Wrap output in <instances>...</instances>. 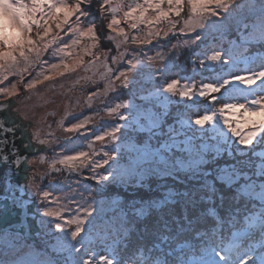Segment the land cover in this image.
I'll list each match as a JSON object with an SVG mask.
<instances>
[{"label": "rangeland", "instance_id": "1", "mask_svg": "<svg viewBox=\"0 0 264 264\" xmlns=\"http://www.w3.org/2000/svg\"><path fill=\"white\" fill-rule=\"evenodd\" d=\"M138 2L142 0H110L103 9L102 0L82 4L86 15L80 24L75 17L69 23L73 28L92 26L94 38L61 31L56 43L39 45V55L26 49L27 60L17 54L14 67L0 68V88L11 91L15 86L13 96L0 92V108H7L8 115L17 113L22 137L35 146L17 169L22 172V191L8 189L20 204L15 198L0 199V264H141L143 258L157 262L156 256H163L160 249L176 238L170 233L185 230V221L177 219L172 229L162 226L166 229L151 238L152 256H143L145 235L132 242L141 228L153 215L164 220L182 204H208L224 189L220 186L236 197L255 199L258 209L249 215V227L262 228L264 241V131L250 144H241L240 136L251 131L244 124L245 114L239 108L219 111L228 103L247 106L253 99H264V77L251 85L237 79L264 71V48L257 49L264 42V0H228L216 15L201 18L185 7L180 17L171 16L153 27L141 24L131 29L122 22L123 34L108 29L113 16L121 19ZM17 14L10 0H0V33ZM157 31L151 43L132 41L133 36L148 38L149 32ZM73 38L80 43L59 51L61 41L70 43ZM86 48L95 55H84ZM69 53L83 55L84 63L44 80L52 64L70 62ZM216 54L219 58L211 60ZM120 71L127 77L114 85ZM33 80L40 83L26 88ZM172 81H177L173 92L165 91ZM205 84L219 91L200 96ZM181 91L188 95L181 97ZM204 115L212 118L196 125ZM76 125L81 127L72 131ZM110 131L114 136L95 140ZM80 153L86 154V162L59 163ZM104 160L102 168L93 167ZM104 176L108 179H101ZM3 185L7 186L4 180ZM89 208L90 215L82 210ZM45 211L54 215L46 216ZM81 219L82 231L73 240L71 232ZM182 247H187L184 241L165 255ZM257 247L252 244L251 252ZM216 253L212 250L192 264H227ZM242 261L264 264V250L248 261L241 256L238 263Z\"/></svg>", "mask_w": 264, "mask_h": 264}, {"label": "snow or ice", "instance_id": "2", "mask_svg": "<svg viewBox=\"0 0 264 264\" xmlns=\"http://www.w3.org/2000/svg\"><path fill=\"white\" fill-rule=\"evenodd\" d=\"M92 0H10V3L18 10V14L9 18L5 23L4 30L0 33V68L7 66L9 69L15 66V62L19 58L27 60L25 55L26 49L30 53L36 51L39 55L42 50L39 45L44 44V48H47L49 44L56 43L59 38V33L61 31L66 32L69 36H76L78 32L79 38L85 36L93 37L95 36L94 29L92 26L81 29L80 27L73 28L69 21L75 17L76 23L80 24V18L86 15L85 12L81 10L82 4L91 3ZM110 0H102L100 7L103 9L109 4ZM228 0H142L138 2L133 7H129L123 12L121 19H117L113 16L107 24L108 29L116 31L120 34L124 33V29L120 28L119 25L127 23L129 28L136 29L139 25L143 24L149 27H153L162 21H168L171 16L180 17L182 10L187 7L190 13H196L198 16L203 17L205 15H216V10H223L226 7ZM166 5V7H164ZM57 13H62V15H57ZM174 25V22H172ZM53 25L55 32H53ZM35 30V36H30V33ZM50 33H53L52 38L49 39ZM167 34V33H166ZM152 35H159L156 33L149 32L148 38H140L133 36V43H139L141 45L151 43L150 37ZM79 38L71 39L70 43H63V47L59 49L61 52H65L67 49L78 45L80 43ZM91 47H95L92 45ZM18 54V56H17ZM84 55H95L91 52L90 48L84 50ZM70 62L61 64H52L49 69L50 75H45L44 80H49L53 76L62 75L64 71H73L75 68L79 67L84 63L83 55L72 56L69 53ZM219 54L210 57L211 60H217ZM115 62V60L113 61ZM111 71V69L109 70ZM127 74L123 71L118 72L115 76V81L119 84L124 83ZM264 77V71H261L253 76H248L246 79L238 77L237 79L242 84H254L257 79ZM39 80H33L25 85L26 88L31 89ZM227 83V81L225 82ZM177 85V81H172L165 86V91L173 92ZM219 89L213 85L205 84L201 91L200 96H205L207 93L218 92ZM0 92L5 93L8 96L15 95V86H13L10 91L7 88H0ZM181 97L187 96L188 93L181 91ZM215 99V97H213ZM239 108L245 114L246 119L244 120L245 125H249L251 131H248L243 136H240L239 143L250 144L255 136L264 131V99H253L246 104H225L219 111L223 113L228 109ZM109 112H114L116 109H109ZM212 117L210 115H204L194 121L198 126H203L206 121H209ZM123 119V117H121ZM81 125H76L72 131L80 128ZM229 130L234 136H239V132L236 128L229 126ZM115 131V130H114ZM114 131L106 132L103 135H98L95 137L96 141H104L105 137L114 136ZM107 156V153H104ZM88 157L85 153H80L78 156H69L60 160V164H67L69 166H74L76 161L86 162ZM107 163V160L97 162L93 165L94 168H102L103 165ZM101 179H108L107 176L101 177ZM44 198L48 197V193L43 194ZM88 215L91 214V209H82ZM44 215L53 216L54 213L51 211H45ZM188 224H193V221H187ZM84 224V220L81 219L77 221V227L75 231L71 232V237L73 240L82 231L81 225ZM60 224L56 225L59 229ZM217 256L220 255L219 252L216 253ZM223 259V257H221ZM84 264H89L85 261ZM241 264H244L242 261Z\"/></svg>", "mask_w": 264, "mask_h": 264}, {"label": "trees", "instance_id": "3", "mask_svg": "<svg viewBox=\"0 0 264 264\" xmlns=\"http://www.w3.org/2000/svg\"><path fill=\"white\" fill-rule=\"evenodd\" d=\"M262 44L261 47H257V49H259L258 51L264 48V42H262ZM220 188L224 189L219 191L218 195H214L211 198L212 201L210 200L208 204H204V201L192 205L182 204L183 206L171 209V212L166 211L170 213L164 215L166 217L164 220L153 218L157 217L153 215V217L147 221L148 223L146 226L141 228V234L132 240V242H138L140 241V236L145 235L146 239L142 241L144 242L147 240V245H143L142 243L143 248H146V252L143 256L146 254L152 256L149 253V251L152 252V248L154 247L151 238H153L154 235L162 233L167 227L169 229L176 227L177 219L185 221L184 228L186 229L177 228L180 230L175 233H170L176 234V238L172 241L168 240V242L164 244L166 248L163 250L160 249L161 255L163 256H156L159 257L157 262L153 260L145 262L146 259L143 258L140 261L141 264H192L201 256L209 254L212 250L219 252L220 256L223 257L227 264H239L238 261L241 256H245L246 261H248L254 258L260 250H264V241H260V235H262L260 230H262V228L259 230L257 228H250L248 222L249 215L257 211L258 203L254 201L255 199L250 201L243 197L240 198V196L236 197L231 193V190L226 189V187L220 186ZM211 204L213 207H211ZM203 205L207 207L205 206V208ZM209 208H211V212H209ZM193 216L197 218L196 221L192 219ZM187 221H193L194 223L188 224ZM163 225H166V228L162 227ZM183 226L184 225L181 223L180 227ZM191 226L192 228L194 227L192 230L189 228ZM243 228L251 230V233L244 232V234L241 235L240 232H243ZM146 231H148V234L145 233ZM163 234L170 235L168 232ZM234 236L238 237L237 241L233 240ZM183 241L187 247L180 248L177 253H173L169 257L165 255L167 250L170 251L177 243ZM221 244H223L222 246L224 247L222 250L220 249ZM252 244L258 245L254 252H251ZM234 246H236L235 249H233Z\"/></svg>", "mask_w": 264, "mask_h": 264}, {"label": "flooded vegetation", "instance_id": "4", "mask_svg": "<svg viewBox=\"0 0 264 264\" xmlns=\"http://www.w3.org/2000/svg\"><path fill=\"white\" fill-rule=\"evenodd\" d=\"M8 114L7 108H0V177L13 188L12 190L20 192L23 187V183L20 181L22 172L19 173L17 169L26 161L29 151L35 146H32L28 139L22 137L23 129L16 119L17 113ZM0 199L4 201L9 197L2 196Z\"/></svg>", "mask_w": 264, "mask_h": 264}, {"label": "water", "instance_id": "5", "mask_svg": "<svg viewBox=\"0 0 264 264\" xmlns=\"http://www.w3.org/2000/svg\"><path fill=\"white\" fill-rule=\"evenodd\" d=\"M2 173V172H1ZM9 188H11V186L10 185H8L7 184V186H4L3 185V180H2V178L0 177V197H2V196H7V197H9V199H11L12 198V200H14V198L16 199V202L18 203V204H20V198H18V197H15L14 196V194L12 193V192H10V191H8V189ZM11 189H13V188H11ZM25 212V211H24Z\"/></svg>", "mask_w": 264, "mask_h": 264}, {"label": "bare ground", "instance_id": "6", "mask_svg": "<svg viewBox=\"0 0 264 264\" xmlns=\"http://www.w3.org/2000/svg\"><path fill=\"white\" fill-rule=\"evenodd\" d=\"M25 227L27 228L28 226L25 225ZM28 229V228H27Z\"/></svg>", "mask_w": 264, "mask_h": 264}]
</instances>
